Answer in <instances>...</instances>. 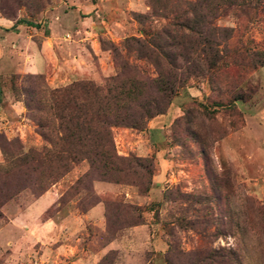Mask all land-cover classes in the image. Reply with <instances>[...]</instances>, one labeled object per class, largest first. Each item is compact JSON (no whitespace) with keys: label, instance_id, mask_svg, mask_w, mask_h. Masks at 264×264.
<instances>
[{"label":"rangeland","instance_id":"obj_1","mask_svg":"<svg viewBox=\"0 0 264 264\" xmlns=\"http://www.w3.org/2000/svg\"><path fill=\"white\" fill-rule=\"evenodd\" d=\"M28 2L0 0V264H196L222 249L264 264V65L229 68L214 86L192 79L145 131L113 130L119 155L154 157L148 194L95 181L100 203L85 212L80 202L95 198L84 189L90 183L73 185L86 164L40 197L14 190V151L24 158L50 146L27 108L29 95L50 102L48 91L102 83L119 72L114 49L136 62L123 45L145 36L136 16L150 12L148 0H45L37 12ZM246 14L231 11L217 24L234 29L231 43L262 50L264 14ZM239 93L246 99L235 110L213 111ZM40 118L55 123L48 110Z\"/></svg>","mask_w":264,"mask_h":264},{"label":"trees","instance_id":"obj_2","mask_svg":"<svg viewBox=\"0 0 264 264\" xmlns=\"http://www.w3.org/2000/svg\"><path fill=\"white\" fill-rule=\"evenodd\" d=\"M148 2L150 12L136 16L145 36L129 37L123 45L126 55L136 62H130L114 49L119 72L102 83L79 81L64 89L48 91L50 102L29 95L27 108L39 127L47 130L42 136L50 146L32 148L24 158L21 150L14 151L12 159L19 163L10 175L16 192L29 189L40 197L77 166L86 164L88 170L74 183V191L85 179L90 186L84 189L94 196L95 181L129 185L139 189L142 195L148 194L155 174L154 157L119 155L113 130L145 131L150 121L166 114L179 90L192 79H204L214 86L227 77L229 68L248 70L264 65V49L250 51L231 43L234 29L217 24L231 11L264 14V0ZM27 4L37 12L44 7L45 0H29ZM159 19L169 22L155 29L154 21ZM29 25L40 28L39 24ZM147 26L152 30L147 31ZM147 66L154 68L155 78L150 77ZM245 99L244 93L236 94L228 103H214L213 111L235 110L237 102ZM45 110L55 121L52 127L40 118ZM98 203L100 199L95 196L87 207L81 201L80 208L87 212ZM259 214L264 215V207L259 209ZM195 262L244 264L238 252L226 249Z\"/></svg>","mask_w":264,"mask_h":264}]
</instances>
